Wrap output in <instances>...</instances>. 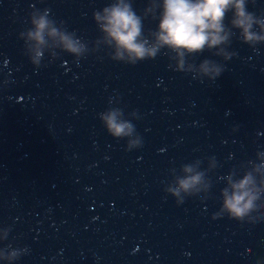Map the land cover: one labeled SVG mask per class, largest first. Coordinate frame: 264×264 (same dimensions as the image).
I'll use <instances>...</instances> for the list:
<instances>
[{
  "label": "water",
  "instance_id": "95a60500",
  "mask_svg": "<svg viewBox=\"0 0 264 264\" xmlns=\"http://www.w3.org/2000/svg\"><path fill=\"white\" fill-rule=\"evenodd\" d=\"M111 2L0 0V228L29 250L16 264H262L264 221L213 216L223 177L264 151V45L234 39L237 56L203 83L163 54L136 66L106 51L79 63L64 54L39 71L24 55L19 33L34 7L94 42L93 13ZM148 4L133 0L137 14ZM248 7L264 12V0ZM157 26L149 18L145 33ZM205 58L223 63L207 52L197 63ZM117 96L140 117V149L128 152L101 123ZM213 156L208 199L177 206L166 196L171 169L196 159L207 168Z\"/></svg>",
  "mask_w": 264,
  "mask_h": 264
},
{
  "label": "clouds",
  "instance_id": "9594fccd",
  "mask_svg": "<svg viewBox=\"0 0 264 264\" xmlns=\"http://www.w3.org/2000/svg\"><path fill=\"white\" fill-rule=\"evenodd\" d=\"M256 3L257 0H149L143 13L137 14L133 0H112L93 13L100 32L94 42L70 31L65 21L53 18L51 9L34 7L19 39L24 42V55L37 71L48 67L46 59L55 61L64 54L79 63L106 51L110 60L130 66L154 61L163 54L171 62L170 69L190 74L201 83L205 79L215 82L237 56L230 50L234 39L254 50L264 45V12L257 14L248 7ZM149 18L158 21V26L145 33L144 22ZM205 52L223 63L209 58L197 63L196 58ZM8 83L4 81L5 86ZM119 103V96L110 98L109 108L99 114L101 123L111 137L127 141L128 152L140 149L143 138L133 123L140 117L135 111L126 115ZM206 159L207 168L203 160L196 159L182 164L179 170L171 169L164 192L175 198L177 206L188 198L208 199L213 187L210 175L219 164L214 156ZM223 179L226 187L220 193L222 204L213 219L227 216L241 224L264 221V151H258L255 160L234 167ZM11 232V226L0 228V244L6 245L0 247V262L5 264H16L29 251L9 242Z\"/></svg>",
  "mask_w": 264,
  "mask_h": 264
}]
</instances>
